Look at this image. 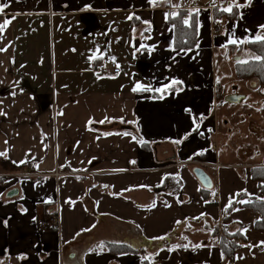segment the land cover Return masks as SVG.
Masks as SVG:
<instances>
[{
    "label": "crops",
    "instance_id": "1",
    "mask_svg": "<svg viewBox=\"0 0 264 264\" xmlns=\"http://www.w3.org/2000/svg\"><path fill=\"white\" fill-rule=\"evenodd\" d=\"M228 2L222 7L246 4ZM3 5L0 24L15 16L0 36L3 264H230L219 247L223 228L241 235L233 264H264L254 210L235 203L222 219L235 193L264 197L250 175L264 166V101H224L244 93L234 49L249 53L228 39L233 30L237 40L264 35V0L233 7L235 21L214 20L216 0ZM178 10L195 21L193 48L175 46L168 19ZM113 57L120 75L97 71ZM173 79L183 83L156 91ZM137 84L152 91L133 92ZM196 166L213 187L202 188Z\"/></svg>",
    "mask_w": 264,
    "mask_h": 264
},
{
    "label": "trees",
    "instance_id": "2",
    "mask_svg": "<svg viewBox=\"0 0 264 264\" xmlns=\"http://www.w3.org/2000/svg\"><path fill=\"white\" fill-rule=\"evenodd\" d=\"M238 10L233 9V15H229L228 13L220 11V8L213 9L214 20L222 18L225 16L229 20H236ZM187 11L178 10L175 14L171 15L170 19H168L169 24L173 26L175 32V43L177 47L180 48H193L197 43L195 42V23H192L191 27L185 26L183 24V20L187 18ZM194 19H191L193 21ZM195 22V21H194ZM216 24V23H215ZM246 47L249 51L255 54V56L264 57V43L256 42L246 44ZM247 63H235V77L237 79H251V77L258 78L259 83L264 84V59L260 61H256L254 58L247 59ZM252 182L257 183V187L260 192L264 195V166L251 168L250 172ZM170 182L171 179L167 178ZM168 184V183H166ZM203 195L206 194L207 197H212V191L208 189L202 190ZM240 199H243L245 196H239ZM246 200H250V203L245 204L247 208L253 209L254 213L258 215L256 223L254 224V229L258 232L264 233V197L262 198H253L249 197ZM232 207L225 208L222 219L226 220L230 218L231 212H233ZM227 209V210H226ZM240 233H235V235H230L227 231V228H223L222 233L219 235V247L222 250L221 254L223 257L227 259V262L233 264L235 251H237L239 244L235 241V238L240 237ZM122 248L119 250L126 252L127 248L125 245H121ZM130 251H132L130 249Z\"/></svg>",
    "mask_w": 264,
    "mask_h": 264
},
{
    "label": "snow or ice",
    "instance_id": "3",
    "mask_svg": "<svg viewBox=\"0 0 264 264\" xmlns=\"http://www.w3.org/2000/svg\"><path fill=\"white\" fill-rule=\"evenodd\" d=\"M214 2V0H213ZM149 3L152 4L153 6H157L159 3H160V0H149ZM252 3V0H246V4L244 5H240V4H236V5H229L228 7H222L220 9V11L222 12H225V13H228L230 16L233 15V7H246V6H249L250 4ZM5 7L6 5H3V6H0V13H3L4 10H5ZM200 12V9H194L193 12H190L188 15L189 17H192L194 14L195 15H198ZM168 14H166L167 16ZM15 19V16H13L11 19H5L3 21L2 24H0V36H2L4 34V32L6 31V29L11 25V23L13 22V20ZM129 20L133 19L132 16H129L128 17ZM135 19L139 20L140 17H135ZM144 23H148L147 21H143ZM219 22V21H217ZM192 23H194V21H191L190 19H184L183 20V24L185 26H188V27H191L192 26ZM260 30L261 32H264V25H261L260 26ZM247 31V30H246ZM235 36V31L233 30L232 33H231V36L230 38L228 39V44H232V45H236L237 47H239L240 45L242 44H245V43H249V42H252V43H256V42H260V43H264V35H261V34H257L255 35L254 39L249 41V40H245V39H240V40H237L235 38H232ZM141 47H143V45H141ZM223 47H227V44L226 45H223ZM2 51H7V48H3V49H0V52ZM103 59L102 56L100 57H97L95 55H93V57H91V59ZM256 61H260L262 59H264V57H261V56H254L253 57ZM113 61H115V58H111ZM237 63H247V61H241V60H238ZM117 67L119 68V65H117ZM97 78L100 79V78H103V77H100L99 74L97 75ZM110 78H114V77H110ZM183 82L178 80V79H173L171 81V83L169 85H166L164 86L163 88H160V89H156V91L158 92H165L167 91L169 88L175 86V85H179V84H182ZM140 89H144V90H147V91H152L151 88H145L143 85L141 84H137L133 87L132 91L133 92H136L137 90H140ZM0 115H4L3 112H0ZM107 119V118H106ZM121 123H124L125 121L123 120V118H121ZM89 123H92V121H89ZM101 123H103V121H101ZM113 133H108L106 135H112ZM116 134H120V135H124V136H128L130 135V133L128 132H124V133H116ZM133 139H136L135 137H133ZM143 142V141H141ZM175 143H179L180 141H174ZM7 143V142H5ZM7 155L6 152L4 153H0V156H5ZM134 163V161H133ZM106 186V185H105ZM262 187H264V185H262ZM242 195H250L249 193H247L246 190H243V192H237L235 193V196H242ZM234 203H239V204H248L250 203V200H245V199H239V200H233L232 198L229 199L228 201V207H232V205ZM227 210V209H226ZM240 209H236V211H239ZM198 219V218H197ZM177 223H180V221H177ZM93 227H95V225H93ZM87 230H90V229H87ZM245 232H247V229L244 230ZM232 235H235V233H232ZM153 239H157V240H163L165 239V237L161 236V237H154ZM202 245H196L194 247H201ZM104 245L103 243H101L100 245V248L103 249ZM250 247V246H249ZM20 259H23V258H26V257H18ZM145 259H150L148 257H146ZM0 264H3L2 261H0Z\"/></svg>",
    "mask_w": 264,
    "mask_h": 264
},
{
    "label": "rangeland",
    "instance_id": "4",
    "mask_svg": "<svg viewBox=\"0 0 264 264\" xmlns=\"http://www.w3.org/2000/svg\"><path fill=\"white\" fill-rule=\"evenodd\" d=\"M234 53L237 56V57L234 56L235 57L234 59L236 61H238V60L244 61L246 59L249 60L255 56V54L252 53L251 51H249V53H247L246 50L243 51L242 49L241 50L239 49L238 51L236 49H234ZM234 61H232V62L234 63ZM235 79H237V78L235 77ZM242 80H246V81L239 83V84H242V87H243V88H240L239 90L244 92L243 95H244V97H246L248 99L247 101H249V102H252L253 100L264 101V84H262V83L260 84L259 83L260 80L258 78L251 77V79L246 78V79H242ZM239 84H236V85L238 86ZM221 89L223 90V93H224V88L222 85L217 87L216 93ZM228 91H230V90H228ZM217 94H218V96L221 95L219 93H217Z\"/></svg>",
    "mask_w": 264,
    "mask_h": 264
},
{
    "label": "built area",
    "instance_id": "5",
    "mask_svg": "<svg viewBox=\"0 0 264 264\" xmlns=\"http://www.w3.org/2000/svg\"><path fill=\"white\" fill-rule=\"evenodd\" d=\"M217 2V6L222 8V6H226L228 5L230 2H228V0H216ZM214 28L217 30L218 28H216V26L214 25ZM97 71L101 72V73H106V75H111V76H117L120 75V73L122 72L120 70V68L117 67V63L115 61H108L107 64H105L104 62L99 63L97 65ZM217 93L219 94H224L223 90H219ZM52 215L50 216V221L52 223V228L59 230V218L58 214H54L53 212L51 213Z\"/></svg>",
    "mask_w": 264,
    "mask_h": 264
},
{
    "label": "water",
    "instance_id": "6",
    "mask_svg": "<svg viewBox=\"0 0 264 264\" xmlns=\"http://www.w3.org/2000/svg\"><path fill=\"white\" fill-rule=\"evenodd\" d=\"M245 98L243 94L239 93H233L230 95H227L224 99L225 102L230 103H238L241 99ZM192 172H194L195 177L200 182V185H202V188H211L213 187L211 178L209 177L208 173L204 171V169H201L199 166H196L193 168Z\"/></svg>",
    "mask_w": 264,
    "mask_h": 264
}]
</instances>
